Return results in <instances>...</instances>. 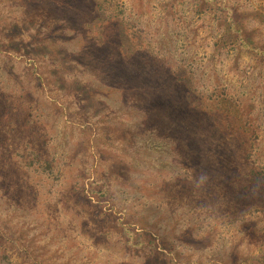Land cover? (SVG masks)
I'll use <instances>...</instances> for the list:
<instances>
[{"label":"rangeland","instance_id":"374dc122","mask_svg":"<svg viewBox=\"0 0 264 264\" xmlns=\"http://www.w3.org/2000/svg\"><path fill=\"white\" fill-rule=\"evenodd\" d=\"M66 1L0 0L2 112L24 131L0 152V264H260L264 210L240 212L234 186L248 150L264 166V60L221 40L201 0H100L108 22L98 0L88 22ZM228 2L264 48V0ZM219 96L200 126L199 98ZM214 149L224 164H204ZM34 151L52 173L26 165ZM103 176L100 209L88 185ZM108 211L158 248L127 249Z\"/></svg>","mask_w":264,"mask_h":264},{"label":"trees","instance_id":"16d2710c","mask_svg":"<svg viewBox=\"0 0 264 264\" xmlns=\"http://www.w3.org/2000/svg\"><path fill=\"white\" fill-rule=\"evenodd\" d=\"M70 1L71 3H75L77 5V10L71 11V16H77V14L80 13L82 16L80 18V21H87V18L91 14L90 12L92 9V5H89L85 0H67L66 2ZM82 1V2H81ZM95 4V0H92ZM99 3L95 4L94 12L102 13L105 15V21L108 22V20L111 19L112 16H114L115 11L110 10L111 7L109 4L103 5L100 0H98ZM203 6L207 7L211 11L215 12L219 16V24H221L222 29V38L221 40H225L227 38L231 39V42L234 43L235 46H238L240 51H246V52H254L256 55L260 57V59L264 60V48L256 44L254 42L252 31L246 26L244 23L240 11H238L237 7L235 5H232L228 2V0H201ZM98 6V8H96ZM96 8V9H95ZM103 33L106 34V28H103ZM55 37L56 33L54 31L51 32L50 37ZM25 43V41H24ZM15 44V43H14ZM100 48L103 49H109V40L100 42ZM222 46V45H218ZM8 47V43L1 42L0 43V50H6L5 48ZM138 49L136 52L139 54ZM141 53V52H140ZM84 63H87L83 61ZM114 68V66H113ZM122 67L120 68V70ZM159 67L157 69V76L158 79H160V75L163 78V75L159 71ZM137 74L138 70H137ZM148 75V72H141V79L145 80V76ZM139 76V75H138ZM134 83V82H133ZM138 85H141L137 81ZM224 98L217 97L214 99V97L211 100V103H207V106H204L201 104V98L198 100V104L196 108L201 113V116L199 118L200 126L205 127L206 126V119H210L213 115L217 114V110L220 109L219 104ZM224 102H227V100H223ZM8 99L4 98L3 94H0V130L2 129L1 133L4 131V137L0 135V152L9 154L10 147L9 144L14 142L16 137H21L23 130V125L21 124L20 118H13V115L10 114L9 116H4L2 110L7 107ZM203 108V109H202ZM220 112V111H219ZM207 116V117H206ZM19 117V116H18ZM209 117V118H208ZM244 125H240L238 128H241L239 130L240 134L242 135V140H244L243 136V127ZM18 129H17V128ZM186 127V126H185ZM188 128V126H187ZM8 130V131H7ZM15 132V133H14ZM17 132V133H16ZM232 133V132H228ZM232 135V134H230ZM204 141L202 137H193V142L195 144ZM210 149V148H209ZM208 150V149H207ZM248 154L242 156L241 161L246 162L248 165V169L244 171L243 175L239 177V180L237 183H235L234 189H235V196L236 199L240 201L238 203L240 205V212H244V208L246 206H253L257 209L264 210V166L259 165L258 159L254 156L253 157V151L252 149L248 150ZM222 152V151H220ZM226 154V159L233 155L232 151H224ZM236 154V153H235ZM234 154V155H235ZM42 155V154H41ZM256 155V154H255ZM195 156H197L195 154ZM41 157V156H40ZM207 159L205 160L204 164L210 161V164L217 165L219 162L222 163L224 161V157H219V154L217 150H212L210 152H206ZM234 157L231 158V161L234 160ZM28 163L26 164L29 168L36 169L39 172H45V173H52V165L50 162V159L47 157L45 159L39 158V153L37 151H34V156L32 158L27 159ZM219 163V164H220ZM224 164V163H222ZM263 164V163H260ZM233 182V181H232ZM199 181L195 180L193 182L194 184H198ZM88 191L90 192V195L94 196V198L97 200V205L101 209L104 205H106L109 200L112 197V189H111V183L108 177L103 176L100 179L91 180L88 185ZM194 191V189H193ZM109 210V209H108ZM107 212V211H106ZM105 212V213H106ZM110 213H107L108 215H112V224L115 228L120 230V235L124 239V244L127 249L129 250H140L145 248L150 249H157L160 242H158L157 238L153 236L150 232L144 231L141 233V230H139L138 227L135 225L127 223L125 220L121 219L117 214L114 212L108 211ZM188 239H193L192 237H187ZM204 238V237H203ZM163 238H161V241ZM4 256V255H3ZM236 256V255H235ZM257 263L264 262V255H258L256 257ZM244 262V261H243ZM236 264H239L236 262ZM242 264V263H241ZM247 264V263H243ZM256 264V263H255Z\"/></svg>","mask_w":264,"mask_h":264}]
</instances>
